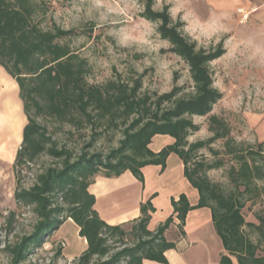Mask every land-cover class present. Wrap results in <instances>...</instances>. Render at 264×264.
<instances>
[{
  "label": "trees",
  "instance_id": "trees-1",
  "mask_svg": "<svg viewBox=\"0 0 264 264\" xmlns=\"http://www.w3.org/2000/svg\"><path fill=\"white\" fill-rule=\"evenodd\" d=\"M139 1L143 7L140 16L156 23L169 51L188 66L192 81L188 94L180 95L178 85L162 93L142 91V73L91 83L87 58L69 43L80 32L57 25L44 0H0V66L18 86L27 121L13 164V200L18 208L29 207L35 217L27 233L4 246L10 264H34L28 256L67 219L86 242L72 264H142L143 259L169 264L164 252L174 248L175 241L168 240L165 232L176 219L178 236H183L187 213L202 207L209 209L224 250L218 264H264V214L256 213L257 223H252L242 213L247 203L264 200V139L236 141L223 118L208 115L222 96L213 85L209 65L225 48L221 41L209 48L196 47L182 33L183 22L173 21L169 5L156 10L154 0ZM192 116H208L209 136L188 140L199 129ZM46 118L59 126L68 125L82 140L87 136L81 149L75 152L59 144L39 120ZM109 131H119L117 145L106 153L89 151ZM155 135H168L173 141L153 151L149 144ZM217 140L222 141L221 148L212 146ZM201 149L212 158L207 159ZM172 153L182 160L184 176L197 190L194 205L184 193L171 197L172 213L153 230L148 223L155 211L154 194L140 203L137 218L111 225L100 217L94 208L95 196L89 191L95 176L114 177L130 171L143 183L142 167L164 168ZM42 154L53 162L40 169L31 185L23 186V168ZM229 160L226 175L230 187L224 188L207 172ZM15 214L9 211L12 220ZM245 227L256 233V241Z\"/></svg>",
  "mask_w": 264,
  "mask_h": 264
},
{
  "label": "rangeland",
  "instance_id": "rangeland-1",
  "mask_svg": "<svg viewBox=\"0 0 264 264\" xmlns=\"http://www.w3.org/2000/svg\"><path fill=\"white\" fill-rule=\"evenodd\" d=\"M44 1L49 6V17L57 25L80 32L69 43L87 58L89 82L100 84L108 79H129L131 75L142 73V91L162 93L174 85L181 87L180 95L192 91L188 66L169 51V43L159 37L156 23L140 16L143 7L139 0ZM222 3L221 0H154L153 7L160 10L163 5H169L173 21L183 22L182 33L194 41L196 47L209 48L222 42L224 54L209 65L213 85L222 96L208 115L223 118L236 141L254 143L264 139V24L250 22L251 13L243 8L248 16L240 22L238 9L241 7L224 8ZM207 117L192 116L199 129L188 136L189 141L210 135ZM39 120L59 144H66L75 152L87 140V136L82 140L78 132L68 125L59 126L49 118ZM69 129L73 134L67 133ZM119 137V131L103 133L88 149L106 153L117 145ZM221 143L217 140L212 146L221 148ZM201 152L207 159L212 158L206 149H201ZM52 162L48 155L42 154L29 167H24L21 173L23 186L31 185L40 169ZM230 163L229 160L224 166L209 170L207 175L212 181L229 188L226 170ZM12 210L16 212L13 220L12 215L9 216ZM260 212L264 214L262 199L247 203L242 210L246 221L252 223H257L255 214ZM34 219L29 207L18 208L9 196L2 201L0 264H10V256L4 251V246L27 233ZM202 224H208V221ZM203 230L194 232L192 228L185 238L186 243L193 245L196 240L209 238L206 233H199ZM244 231L256 241V233L250 227H245ZM178 235L176 229L166 238L174 240ZM43 239L42 244L28 256L34 264H72L86 247L85 240L78 235L77 226L71 220L64 221ZM198 251V260H202L205 253L202 249Z\"/></svg>",
  "mask_w": 264,
  "mask_h": 264
},
{
  "label": "crops",
  "instance_id": "crops-1",
  "mask_svg": "<svg viewBox=\"0 0 264 264\" xmlns=\"http://www.w3.org/2000/svg\"><path fill=\"white\" fill-rule=\"evenodd\" d=\"M224 8L239 6L249 10L250 22L264 24V0H221ZM0 204L6 198L13 200L15 176L13 164L16 152L22 141L26 116L23 111L19 90L13 78L0 66ZM8 103V105H7ZM9 106V107H8ZM173 139L168 135H155L149 144L153 151H158ZM143 183L137 180L130 171H124L119 176L104 177L97 175L89 185V191L95 196L94 208L108 224H118L140 215V203L151 195V203L155 211L151 213L148 228L153 230L158 223L172 213L170 198H177L184 193L191 205L198 199L197 190L190 185L184 176V165L176 154H170L164 168L160 165L142 167ZM15 203V202H14ZM71 220V219H67ZM66 221V220H65ZM72 221V220H71ZM208 221V224L202 222ZM73 222V221H72ZM177 220L170 225L165 236L176 230ZM205 227H204V226ZM201 230L207 239L196 240L193 245L186 243L190 230ZM78 230V228H77ZM185 234L178 236L175 247L164 252L169 264H218L220 254L224 253L210 218L208 208H196L187 213ZM170 240V239H168ZM195 244V245H194ZM202 249L205 257L198 260V250ZM142 264H162L153 260L143 259Z\"/></svg>",
  "mask_w": 264,
  "mask_h": 264
},
{
  "label": "built area",
  "instance_id": "built-area-1",
  "mask_svg": "<svg viewBox=\"0 0 264 264\" xmlns=\"http://www.w3.org/2000/svg\"><path fill=\"white\" fill-rule=\"evenodd\" d=\"M238 12L241 14L240 15V22H243L247 18L248 13L245 12L242 8H239Z\"/></svg>",
  "mask_w": 264,
  "mask_h": 264
},
{
  "label": "bare ground",
  "instance_id": "bare-ground-1",
  "mask_svg": "<svg viewBox=\"0 0 264 264\" xmlns=\"http://www.w3.org/2000/svg\"><path fill=\"white\" fill-rule=\"evenodd\" d=\"M7 105H8V103H7ZM9 107V106H8ZM195 232V231H194Z\"/></svg>",
  "mask_w": 264,
  "mask_h": 264
}]
</instances>
